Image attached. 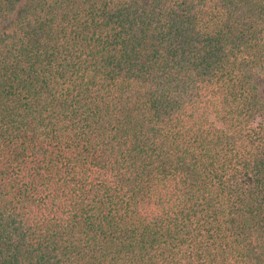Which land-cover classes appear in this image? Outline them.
Returning <instances> with one entry per match:
<instances>
[{
    "label": "trees",
    "instance_id": "1",
    "mask_svg": "<svg viewBox=\"0 0 264 264\" xmlns=\"http://www.w3.org/2000/svg\"><path fill=\"white\" fill-rule=\"evenodd\" d=\"M0 264H264V0H0Z\"/></svg>",
    "mask_w": 264,
    "mask_h": 264
}]
</instances>
